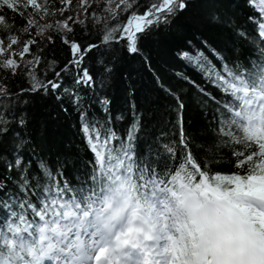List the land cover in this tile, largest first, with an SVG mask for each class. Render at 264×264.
<instances>
[{
  "label": "snow or ice",
  "instance_id": "1",
  "mask_svg": "<svg viewBox=\"0 0 264 264\" xmlns=\"http://www.w3.org/2000/svg\"><path fill=\"white\" fill-rule=\"evenodd\" d=\"M0 264H264V0H0Z\"/></svg>",
  "mask_w": 264,
  "mask_h": 264
}]
</instances>
